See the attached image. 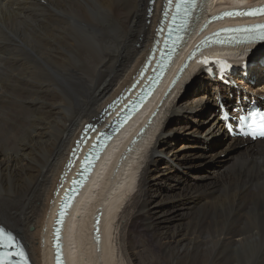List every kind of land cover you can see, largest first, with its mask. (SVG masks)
I'll use <instances>...</instances> for the list:
<instances>
[{
    "label": "bare ground",
    "instance_id": "6f19581e",
    "mask_svg": "<svg viewBox=\"0 0 264 264\" xmlns=\"http://www.w3.org/2000/svg\"><path fill=\"white\" fill-rule=\"evenodd\" d=\"M149 1L0 0V225L20 237L32 264H53L51 200L74 141L148 54L162 9ZM261 1L208 3L214 11ZM262 70L256 64L241 79L264 91ZM245 88L191 65L162 104L163 93L147 106L159 112L141 143L131 139L143 115L120 132L66 220V264H142V252L146 264H231L229 250L263 240L264 140L229 137L215 114L219 97H256ZM229 151L230 166L198 175Z\"/></svg>",
    "mask_w": 264,
    "mask_h": 264
},
{
    "label": "rangeland",
    "instance_id": "374dc122",
    "mask_svg": "<svg viewBox=\"0 0 264 264\" xmlns=\"http://www.w3.org/2000/svg\"><path fill=\"white\" fill-rule=\"evenodd\" d=\"M232 153H233V151H229L228 153H225L223 155L217 156L214 159H211L209 161V163H207L206 165H203V166L197 168L196 169V172H198V175L199 176H202L204 174H208L207 172H209V169L214 170V169L219 168V167H225V165H229L230 166L231 160L229 161L228 157ZM140 230L141 229H139V231ZM257 242L258 241L252 242L253 245L244 246V249H243L242 252L235 251V250L234 251L229 250V252L226 255L225 259L228 258L229 260H231V264H242V263L243 264H264V239L261 240V241H259L258 243ZM142 245L141 244L139 245V247L142 250H143L144 247H146V248L149 247V246H145V244L143 245L144 247H141ZM145 256H146V254H144L143 252L139 255V261H140V263L146 264V263H143V262H145V259H146ZM230 256H232V257L230 258ZM141 260L142 261L144 260V261L142 262ZM235 260H237V261L235 262ZM240 260H241V262H240Z\"/></svg>",
    "mask_w": 264,
    "mask_h": 264
},
{
    "label": "snow or ice",
    "instance_id": "6c2138e0",
    "mask_svg": "<svg viewBox=\"0 0 264 264\" xmlns=\"http://www.w3.org/2000/svg\"><path fill=\"white\" fill-rule=\"evenodd\" d=\"M152 2L154 3V0H152ZM172 0H168V4L171 5ZM195 3V0H183V3H177L176 7L180 8L181 6H187V5H192ZM264 11V10H261ZM245 14H251V13H245ZM262 39H264V37H261ZM249 136L252 139H256L258 137L260 138H264V122H262V126L261 129L257 132V131H251L249 132ZM0 237H3L5 243H4V247L5 248H11V247H16V245L14 243H12L13 237L9 234V235H5V233L3 232L2 229H0ZM20 255L22 256L23 254L20 253ZM8 256L9 253L5 252L2 256H0V264H9L8 262Z\"/></svg>",
    "mask_w": 264,
    "mask_h": 264
},
{
    "label": "water",
    "instance_id": "95a60500",
    "mask_svg": "<svg viewBox=\"0 0 264 264\" xmlns=\"http://www.w3.org/2000/svg\"><path fill=\"white\" fill-rule=\"evenodd\" d=\"M67 192L69 193V190L67 189ZM100 215V212H98L97 217Z\"/></svg>",
    "mask_w": 264,
    "mask_h": 264
}]
</instances>
